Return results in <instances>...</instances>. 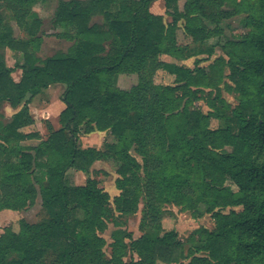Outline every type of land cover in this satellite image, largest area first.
<instances>
[{"label":"trees","instance_id":"trees-1","mask_svg":"<svg viewBox=\"0 0 264 264\" xmlns=\"http://www.w3.org/2000/svg\"><path fill=\"white\" fill-rule=\"evenodd\" d=\"M154 1L58 0L52 22L71 44L41 58L37 0H0V47L23 51L18 81L16 66H7L0 53V105L19 107L9 121L0 119V211L27 210L38 197L43 209L42 220L20 219L17 231L6 226L0 233V264H130L128 253L140 264H264V0H233L249 30L220 46L227 59L216 58L209 69L199 65L202 58L193 68L181 61L214 53L204 44L232 14L222 8L227 0H183L181 7L179 0H164L167 23L150 11ZM9 21L23 36L12 34ZM180 21L190 39L185 44L176 40ZM224 67L226 86L238 94L233 107L217 94ZM160 70L173 81L157 83ZM119 73L137 74V83L117 87ZM58 83L65 85L60 127L48 122L45 139L25 144L38 135L23 131L34 124L31 99ZM204 89L217 94V101L207 99L208 113L193 106ZM211 117L225 125L211 128ZM94 131L109 132L112 140L100 148L80 146V133ZM108 159L120 163L113 210L96 178L67 181L68 170L89 173L94 162ZM139 196L141 235L133 239L115 228L107 256L102 233L108 221L115 211L136 210ZM200 202L214 228H202L185 249L176 231L163 227L161 208L191 210ZM228 207L240 209L224 212Z\"/></svg>","mask_w":264,"mask_h":264},{"label":"rangeland","instance_id":"rangeland-1","mask_svg":"<svg viewBox=\"0 0 264 264\" xmlns=\"http://www.w3.org/2000/svg\"><path fill=\"white\" fill-rule=\"evenodd\" d=\"M82 3H86L88 0H77ZM158 4L162 5V10H165L164 0H158ZM183 0H179V6L181 7ZM58 5V0H37L33 4V10L37 15L42 19V32L41 41L36 51V54L41 57H49L58 52H64L67 50L71 44L65 39L59 38L56 33L62 32V28L59 26H54L52 20L56 7ZM155 5V4H154ZM154 5L153 10H154ZM156 8V7H155ZM225 11L232 13L227 18L222 19L219 24V34L214 35L209 38L204 46L209 47L214 46V53L207 57L206 53L198 55L199 58L191 57L186 60L181 61L184 65L193 68L194 59H204L200 61L201 66L209 69V65L214 62L218 57H223L227 59V55L224 50L221 49L226 41L238 39L244 32L249 30V27L242 24V21L246 17L244 12H235V5L233 0H227L222 7ZM7 18V13H4ZM162 17L164 21L170 22L171 16L166 12H163ZM93 21L98 23L102 22L100 17H95ZM12 27V34L17 36H23L19 31L16 24L12 21H9ZM183 21H180L175 30L176 40L179 44H185L190 42L189 37H187L183 31L182 27ZM211 28L214 25H210ZM194 45V43H193ZM0 53L4 58V62L9 67H15L12 72V78L15 81H18L21 77V69L18 67L23 62V51L21 50H11L6 46L0 47ZM207 57V58H206ZM162 60L166 61H175L172 57L167 55L161 56ZM228 68L224 67L221 80L218 81L219 97L224 99L229 106L233 107L237 104V92L233 89H228L226 85H230V82L227 78ZM155 81L157 83H171L173 81V76L169 75L165 71H158L155 75ZM137 83V74L135 73H119L115 78V85L121 89L129 90L132 86ZM226 87H225V86ZM217 86V87H218ZM64 84H52L47 89L42 90L38 95L34 96L31 99L29 104L30 112L34 118V123L37 121L38 126L31 125L23 129V131L28 133H36L35 128H40L44 134L37 136L29 137L25 139V144H36L41 139H45L48 135L47 124L50 122L53 128L57 129L60 127L58 122L59 113L62 109L58 107V103H62L60 95L64 90ZM216 90L215 89H204V93H199V99L193 103V106L198 107L204 113H208L210 108L207 106V99H216ZM19 108V107H18ZM9 107L8 104L0 105V119L3 122L9 121L11 115L18 109ZM64 108V104H63ZM43 109H48L44 111ZM36 117V119H35ZM225 122L223 119L211 117L209 120V126L211 128L223 127ZM79 145L82 147L90 145H101L104 142H110L112 140V135L109 132L102 134L100 136H95L94 134L80 133L79 136ZM24 142V141H23ZM225 150L229 151L230 148L226 147ZM134 156L139 162H141V157L132 151ZM120 163L114 160L108 159L106 161L100 160L92 164L89 173H82L80 171L70 169L67 172V181L70 184L81 185L85 183V180L88 177H94L97 179L99 186L102 187L105 191L108 192L110 196L109 206L114 209L113 198L119 194V190L115 186V180L119 176L117 169ZM144 205L143 196H139L136 210L128 213H118L113 212L111 219L108 221L107 229L102 233L103 237L106 239L107 244L104 247L105 253L107 256L110 255L109 243L111 242V233L115 228H121L125 231H128L132 234V238L136 239L141 235L140 230V220L142 217V208ZM162 225L166 230L173 229L176 231L178 238L183 242L184 248L193 247L196 241L199 239V233L202 228L213 229L214 228V219L211 216L210 212L206 211V205L203 203H198L194 209H184L179 205L175 204H164L162 205ZM230 209L239 210L238 207H228L223 210L228 212ZM20 219H25L28 222H38L43 219V209L41 208V199L37 198L34 206L27 210L22 211H12L7 210L0 212V233H3L6 226L12 227L13 230H18V222ZM139 257L134 253H128L126 261H130V264H140L137 261ZM189 259H184L179 263L175 264H188Z\"/></svg>","mask_w":264,"mask_h":264},{"label":"crops","instance_id":"crops-1","mask_svg":"<svg viewBox=\"0 0 264 264\" xmlns=\"http://www.w3.org/2000/svg\"><path fill=\"white\" fill-rule=\"evenodd\" d=\"M158 2V0H156V1H154L152 4H151V6H150V11L152 12V13H154V14H158V15H162L163 14V12L165 11L164 9H163V12H160L161 10H162V5H160V4H158L157 3ZM155 4V5H154ZM152 5H154V10L152 9L153 8V6ZM156 7V8H155ZM59 84V83H58ZM59 105H58V107L60 106V109H63V104L62 103H58ZM44 111H47L48 109H43ZM35 119H36V117H35ZM33 125V124H32ZM34 125H36V126H38V124H37V121L34 123ZM31 126V125H30ZM28 127V126H27ZM26 128V127H25ZM35 130H36V132H38V134H40V135H42V134H44L43 132H42V130L40 129V128H35ZM92 134H94L95 136H100V135H102V134H105V132H100V131H94V132H92ZM90 146H93V145H90ZM102 146V144L101 145H94V147H97V148H100ZM85 147V146H84ZM87 147V146H86ZM7 210L8 209H4V210H1V211H6L7 212ZM0 211V212H1ZM12 211H14V210H12Z\"/></svg>","mask_w":264,"mask_h":264}]
</instances>
